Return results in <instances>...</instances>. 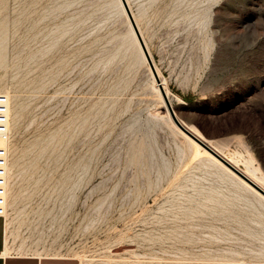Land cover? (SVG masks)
I'll return each instance as SVG.
<instances>
[{"label": "rangeland", "instance_id": "rangeland-1", "mask_svg": "<svg viewBox=\"0 0 264 264\" xmlns=\"http://www.w3.org/2000/svg\"><path fill=\"white\" fill-rule=\"evenodd\" d=\"M129 1L179 121L241 170L264 167V0ZM147 62L118 0H0L9 252L82 264L264 259L260 196L195 157Z\"/></svg>", "mask_w": 264, "mask_h": 264}, {"label": "bare ground", "instance_id": "bare-ground-1", "mask_svg": "<svg viewBox=\"0 0 264 264\" xmlns=\"http://www.w3.org/2000/svg\"><path fill=\"white\" fill-rule=\"evenodd\" d=\"M119 1V4H120V6L122 7V9H123V12H124V14L126 15V18L128 19V21H129V25H130V28H131V32H132V35H133V37H134V40H135V42H136V44H137V46H138V49H139V51H140V54H141V56H142V58H143V60L145 61V62H147V59H146V56H145V54H144V51H143V49H142V47H141V45H140V42H139V40H138V37H137V35H136V33H135V31H134V28H133V26H132V23H131V21H130V18H129V16H128V14H127V12H126V10H125V8H124V5H123V3H122V1L121 0H118ZM127 1V3H128V6H129V8H130V10H131V13H132V15H133V18H134V20H135V23H136V25H137V27H138V29H139V31H140V34H141V36H142V38H143V40H144V43H145V45H146V48H147V50H148V52H149V55H150V57H151V59H152V61H153V58H152V53H151V51H150V49H149V46H148V43H147V41H146V39H145V37H144V34H143V31L141 30V28H140V26H139V23H138V21H137V18H136V15H135V13H134V11L132 10V7H131V5H130V1L129 0H126ZM148 63V62H147ZM154 63V62H153ZM154 66H155V68H156V71H157V73H158V75H159V77H160V81H161V84L164 86V88H165V90H166V93L168 94V97L170 98V100H171V102H172V99H171V97H170V95H169V92H168V90H167V88H166V81H165V79L161 76V74H160V72H159V70H158V68L156 67V65H155V63H154ZM148 68H149V71H150V73H151V76H152V78H153V81H154V88L153 89H155V91L157 92V95L159 96V98L162 100V102L164 103V101H163V97H162V94H161V91H160V88H159V85L160 84H158V82L156 81V78L154 77V74L152 73V71H151V66H149L148 65ZM153 84V83H152ZM153 86V85H152ZM4 94H6V95H8L9 97H10V94L8 93V92H5ZM165 105V104H164ZM165 108H166V106H165ZM166 110V114H167V119L169 120V122L175 127V129L176 130H178L181 134H183L191 143H192V145H193V148H194V152H195V157L196 158H200V157H202V156H208L209 158H211L216 164H218V165H220V166H222L224 169H226L227 171H229L234 177H236L240 182H242L243 184H244V186H246L248 189H250V190H252L253 192H255L258 196H260L261 198H263L264 199V196L260 193V192H258L256 189H254L250 184H248L245 180H243L240 176H238L236 173H234L230 168H228L225 164H223L218 158H216L213 154H211L208 150H206L204 147H202L194 138H192L190 135H188L186 132H184L182 129H180L177 125H176V123L172 120V118H171V116H170V114H169V112H168V109L166 108L165 109ZM182 122V124L192 133V134H194L196 137H198L200 140H203V141H205L206 139L204 138V136L200 133V131L196 128V127H193V126H189V125H187L186 123H184L183 121H181ZM7 142H9V141H7ZM209 146L213 149V150H215L218 154H220L223 158H225L228 162H230L232 165H234L236 168H238V169H240L239 167H237V165H236V161L234 160V159H231V158H228V157H226L218 148H216L215 146H213V145H210L209 144ZM239 156V155H238ZM238 160V159H237ZM243 161H245V160H243ZM254 161V160H253ZM245 164H246V168H247V170L245 171H243V170H241L240 169V171L242 172V173H244L248 178H250L252 181H254L256 184H258L260 187H263V181H264V178L262 177V176H260L259 174H262V175H264L261 171H260V168L258 167V166H256V165H254L253 164V162H252V159H250V160H247V161H245ZM264 188V187H263Z\"/></svg>", "mask_w": 264, "mask_h": 264}, {"label": "crops", "instance_id": "crops-1", "mask_svg": "<svg viewBox=\"0 0 264 264\" xmlns=\"http://www.w3.org/2000/svg\"><path fill=\"white\" fill-rule=\"evenodd\" d=\"M8 147V142L0 141ZM264 174V167L258 166ZM258 213L260 216V238L264 241V199L258 198ZM7 216V215H6ZM9 225L6 219L0 217V264H82L77 256H52V255H21L9 252L7 248V233ZM259 251L264 252V243L257 245ZM244 264H264V259L246 261Z\"/></svg>", "mask_w": 264, "mask_h": 264}, {"label": "built area", "instance_id": "built-area-1", "mask_svg": "<svg viewBox=\"0 0 264 264\" xmlns=\"http://www.w3.org/2000/svg\"><path fill=\"white\" fill-rule=\"evenodd\" d=\"M11 98L0 93V141H10L11 134ZM11 150L0 144V217L8 213L10 193Z\"/></svg>", "mask_w": 264, "mask_h": 264}, {"label": "water", "instance_id": "water-1", "mask_svg": "<svg viewBox=\"0 0 264 264\" xmlns=\"http://www.w3.org/2000/svg\"><path fill=\"white\" fill-rule=\"evenodd\" d=\"M123 5H124V8L130 18V21L132 23V26L134 28V31L138 37V40L140 42V45L144 51V54L146 56V59L148 60L152 70H153V73L156 77L157 80H159V84H160V91H161V94H162V97L164 99V102L170 112V115L173 119V121L176 123V125L182 129L184 132H186L188 135H190L192 138H194L202 147H204L206 150H208L211 154H213L216 158H218L223 164H225L228 168H230L234 173H236L238 176H240L243 180H245L248 184H250L254 189H256L258 192H260L263 196H264V189L262 187H260L258 184H256L254 181H252L250 178H248L244 173H242L238 168H236L234 165H232L230 162H228L225 158H223L220 154H218L215 150H213L208 144H206L205 142H203L202 140H200L198 137H196L194 134H192L180 121L179 119L176 117L174 111H173V108H172V105H171V102H170V99L168 97V94L166 93L164 87L161 85V82H160V79L158 77V74L153 66V63H152V59L149 55V52L146 48V45L144 43V40L140 34V31L135 23V20L133 18V15L131 13V10L128 6V3L126 0H121Z\"/></svg>", "mask_w": 264, "mask_h": 264}]
</instances>
